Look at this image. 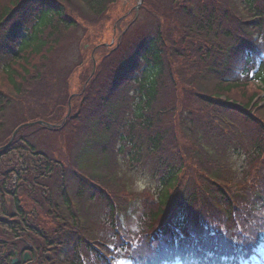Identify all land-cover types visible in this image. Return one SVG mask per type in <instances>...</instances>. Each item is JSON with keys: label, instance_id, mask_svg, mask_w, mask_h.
<instances>
[{"label": "trees", "instance_id": "16d2710c", "mask_svg": "<svg viewBox=\"0 0 264 264\" xmlns=\"http://www.w3.org/2000/svg\"><path fill=\"white\" fill-rule=\"evenodd\" d=\"M59 1L60 5L56 0H0V160L7 152V148L1 146L14 129L27 121L40 119L49 122V117L56 118L57 108L65 110L59 128L34 124L21 130L22 133L31 130L32 136L41 141L43 138L57 137L74 139L76 147L71 148L76 154L84 138L82 147L85 154L80 158H83L82 169L89 172V176L80 178L85 183L97 184L101 190H106L109 198L115 188L122 191L124 178L117 174V170L126 159L139 163L142 159L150 158L153 173L164 178L158 200L152 201L151 208L145 212L144 221L148 225L142 231L146 233L142 263L151 264L154 255L168 239L171 242L172 237L178 238V233L166 225L160 226L162 232L159 234L154 232L170 211H173L177 225L185 236L179 238L177 252L184 257V263L210 264L208 261L216 255L219 261L223 257L222 263L235 264L236 251H217L226 247L231 250L240 247L243 251L252 252L257 260H263L264 174H253L251 180L241 183L242 186L235 182L231 187V182L226 179L225 186L220 188L211 187L207 182L211 180L218 184L215 176L218 168L206 172L208 179H203V182L215 191L209 204H204V211L225 208L231 223L228 225L227 220L218 224L214 236L208 234L206 227H201L200 231L194 225V237L188 235L191 220L187 213L192 212L191 201L185 204L186 210L183 207L185 201L182 200L186 195L182 191V184L178 185L184 154L180 150L173 151L172 130L177 128L173 129L167 119L183 105V93L184 103L194 106L193 119L200 120L204 131L210 126L223 128L230 125L239 134L243 128L254 131L255 127L254 144L258 145L254 148V159L257 167L253 165V168L264 173V138H258V134L263 132V124L255 114L246 110L256 91L254 88L258 87L247 79L248 72H251L247 64L255 62L256 50H264V0H240L242 10L232 0H180L177 5L173 3L171 8L157 7L161 15L150 22L151 31L147 34L140 32L131 39L134 46L132 54L119 56L121 47L114 45L108 63L101 61L92 70L93 73L78 74L76 77L70 74L79 71L85 63L81 50L76 66L70 65L65 70H59L57 66V60L61 58L58 57L59 52L70 47L74 32L80 25L74 13L71 14V6L81 7V10L86 8L87 15L96 23L98 17L117 4L118 0ZM155 2L156 5L160 3L159 0ZM209 7H214V13H208ZM164 14L172 19L166 21ZM253 15H258L260 20L250 22L249 18ZM30 16L34 22L26 37L18 43L15 33L19 30L20 21L30 19ZM83 27L85 31L86 26ZM165 27H170L168 34L172 42L169 49L166 45L168 34L163 31ZM70 33L71 36L67 37ZM213 33L222 36L226 43L218 39L212 41L206 36ZM63 35L65 39L60 44ZM79 43L77 45L81 49ZM206 44L216 47L207 49ZM204 47L207 50L214 48L213 55L205 52ZM55 52L57 54L54 55ZM218 55L221 58L217 60L218 64H211ZM168 60L174 61L172 70L182 67L188 82L181 84L177 72H172L173 76L165 75L164 65L169 64ZM253 69V80L258 82L264 94V60ZM135 71L139 72L136 76ZM230 72L235 75L233 79ZM77 77L83 81V86L77 92H70L69 89L79 83ZM170 80L173 89L169 88ZM67 81L70 82L69 87ZM131 81L133 92L120 98V90L130 86ZM50 89L63 90V93L65 90L68 94H64L65 99L68 97L66 102H62L60 96L52 103H45L46 98H50ZM223 96L227 99H222ZM230 98L234 100L232 103L228 102ZM236 100L242 102V107L236 106ZM22 109L25 116L20 121L18 112ZM188 113L186 117L191 120ZM198 114L200 116H196ZM178 129L187 133L185 136L196 149L192 150L194 156L198 160L206 158L208 153L198 141L197 129L183 118L179 121ZM113 135L124 141L125 148L120 149L119 153L127 151L128 158L123 156L119 159L118 153H113L112 146H109ZM14 145L12 142L11 146ZM50 145V142H46L42 146L49 148ZM76 161L81 162L77 158ZM72 173L74 178L79 176ZM102 194L105 196V192ZM108 204L112 208L110 202ZM182 211L188 212L183 216ZM77 258L74 257L70 264H76Z\"/></svg>", "mask_w": 264, "mask_h": 264}, {"label": "rangeland", "instance_id": "374dc122", "mask_svg": "<svg viewBox=\"0 0 264 264\" xmlns=\"http://www.w3.org/2000/svg\"><path fill=\"white\" fill-rule=\"evenodd\" d=\"M159 1L160 3L157 5L155 0H147V3L140 1L141 3L138 8V2H134V0H118L117 4L110 6L104 15L98 17V22L96 23L93 22L89 15H87L88 13L86 8L81 10V7L79 8L76 6V8H74L73 6L75 5L71 6V14L74 13V16H76V18L79 20L80 25H78L79 29L74 32V38L72 36L73 40L70 47L64 48V50L59 52L58 57H61L59 60H57L59 61L57 64L59 70H65V68L69 67L70 65L76 66L78 64L77 58L80 59V57H78L80 50L83 53L85 63L79 71L76 73H71V77H76L78 74H90L94 67L97 66V64L101 61L104 62V64L108 63V61L111 59V52L114 51V45L116 47H121L119 56L126 54L130 55V53L134 52V46L131 45L130 42L131 39L136 37V34L140 32H143V34L150 32L152 28V24L150 22L152 19L156 20V18L160 17L161 15V13L157 11V7L159 9L163 8V5L168 7L171 5L173 0ZM142 5H144V7H140ZM163 18L166 21H170L172 19L168 14H164ZM82 24L86 26L85 31H83L84 27ZM163 31L168 34L170 27L163 28ZM70 36L71 33L67 35V37ZM64 39L65 36L63 35L60 44L64 41ZM78 41H80L79 44H81V49L77 45ZM171 42L172 40L168 34V38L166 40L168 49L170 48L169 44ZM55 54H57V52H55L54 55ZM164 67L166 71L165 75L170 74L173 76L172 72H177V77H179L181 84L188 82L187 74L184 73L182 67L172 70L174 68L173 60H170L169 64L167 63V66L164 65ZM77 78L79 83L76 85V87L69 89L70 92H77L82 88L83 81L80 80L79 77ZM171 84L172 81L170 80L169 88L173 89ZM253 85L258 87L256 89L254 88L256 91L252 96L257 95L258 97L254 99L252 104V107L254 105V109L251 108V110L264 124V96H261V91L259 90L260 85L258 82L254 81ZM67 86H70V82L67 83ZM179 89L183 90L181 87H179ZM125 92L126 86L120 90V98L125 96ZM48 93L50 94V98L49 100L46 98L45 103H52L60 96L62 102H66L68 99V97L66 99L64 97V94H67L65 90L63 93V90L55 89L53 91L50 89ZM181 95L183 105L179 107V111L167 119L168 124L172 126L173 129L177 128V130H172L174 136L173 151L180 150L184 154L182 164L183 168L179 175L178 185L180 186L182 184L181 187L186 195V198L191 199L193 197V199L195 198L199 201L203 200L199 204L196 203L198 209L194 208L195 210L202 212L204 211L203 209H205L204 204H209L212 194H214L215 190L213 188L211 189L212 186L223 188L226 184V179L231 182V187L235 182H239L240 186H242L241 183H244L245 180H251L253 174H264L263 172L255 171L253 168V165L257 167L255 162L256 158L254 159V148L258 144H254V139L256 140V138L253 136V134L255 135L257 133V129L253 127L254 131H252L243 128L238 134L234 126L231 129V126L228 125L227 127L223 128L210 126L207 131H204L200 120L193 119L196 109L192 104L184 103L185 99L183 98H185V96L183 93H181ZM51 107L52 105H50V108ZM57 111L58 112L55 113L56 118L52 119L49 117L48 121L51 122V124H59L65 116V110H59L57 108ZM187 113L191 116V120L186 117ZM24 116L25 110L22 109L18 112V118L20 121L24 119ZM196 116L200 115L198 114ZM181 118H183L187 124H190L192 128L197 129L196 134L198 141L201 142V145L208 153L206 158H200V160H198L192 153V150L196 149L185 136L187 133L184 132L183 129H178ZM6 129L9 130V128ZM262 129L263 132L258 134V138H264V128ZM45 139L46 138H43L42 141L37 139L38 142L32 140L31 144H35V149H25L24 145L22 144L20 149H16L8 153L0 160V169L2 171L9 170L8 172L11 174L12 178V189H15L16 193L20 194L22 198L21 203L24 215L32 216L30 218L34 224L40 228V234L33 235L30 233L31 231H38L31 226L29 221L26 225V228H23L24 224L21 222L22 217L17 214L13 215V219H17L19 224H8L5 222V219H0V231L5 233L7 236H13L14 238L22 237L31 239L33 238L34 240L41 239L40 246H42V242L44 240L45 247H48L52 236H61L62 238L64 234L66 236H70V233L72 232L79 237L80 234L84 233L86 238L88 236L90 240L99 241L100 243L101 241L111 239L113 235L116 234L114 225L115 220H112L113 225H111L109 223L110 212H108V210L106 211L104 201L96 196H92L89 200L87 193L84 191V186L91 188L93 186L85 183L81 179L76 180L68 174L67 181L62 179L63 182L61 183L62 186L65 187L64 190H67L66 195H62L60 192H58L57 187L54 189L53 185L51 190H46V188L50 186L51 183L56 184V181L53 180L54 176L58 177L61 174V172L56 169L55 163H51L52 169L51 171L47 172V165L45 166L47 162L46 159L50 158L51 161H55L54 156H59L60 159L68 164L65 165L63 162V165L69 167L71 163L69 157L71 156L72 151L70 148H68V142L71 141V139L64 140V144L59 146L61 153L58 151L59 148L57 140H62V137L60 139L58 137L48 140ZM46 142H50L51 144L49 149L40 146L46 144ZM112 146L114 148V144H112ZM38 149L42 150V152L44 151L45 156L40 153ZM123 156H127L128 158L129 154H126L125 151L123 152V155L119 156V159H122ZM131 161L126 159L125 162H123V164L120 166V169L117 170V174L124 178V189L119 192V190L115 188V191L111 193L112 196L109 199L111 202H115L116 209L118 210V212L115 211V213L119 214L120 221L122 222L123 228L117 229L121 233H124V231L126 232L128 230H134L133 232H135V236L140 240L142 236L138 232L139 230H137V228L141 227V229L145 231V227L148 225L144 221L145 212L149 211L151 208L150 203L157 199L162 188L161 181L163 177H161L158 173L156 175L153 174L152 160L150 158H148V160L142 159L139 163H132ZM187 161L189 165L187 164ZM262 161L264 162V157ZM27 162H29L28 168H26ZM43 166H45L43 170L47 172V175H43L42 173L40 174L37 171L38 167L42 168ZM215 167L218 168V172L216 173L217 175H215L218 184L216 185L214 181L209 180L210 182H207L211 187L205 183L208 185L207 187L204 184L203 179H208L205 175L206 172H212ZM82 173L84 174L83 171ZM37 174L38 177H36ZM66 174L67 172H65V175ZM85 175L89 176V172H85ZM48 181L49 184L47 185ZM94 186L96 185L94 184ZM93 188L96 189V187ZM49 193L53 196L50 206L48 201ZM37 194L42 196V200L37 199L36 201ZM46 195L47 199L45 200ZM6 196L8 195L0 196V213H5V218L10 219V216L8 215L9 210H7V207L1 211L2 208L7 206L8 198ZM64 202H67L73 206L72 211L76 214V216L73 218L71 217L70 220L60 217V219H58V221H61L59 226V223L54 219V217L56 215L57 217L59 216L58 213L61 207L64 205ZM98 203H102V205ZM213 213L219 214L220 216L222 215V218L228 217V215H223L220 212ZM217 219L221 220V218ZM230 223L231 221L228 217V225ZM13 226H15V228H12ZM74 227H76L78 230H81L82 232L79 233V231L76 229L75 231ZM44 232L47 234V236ZM75 239H77V236ZM96 243L98 244V242ZM133 243L135 245L141 244L137 242L136 239H133ZM39 249L41 251L42 247ZM102 250L104 249L102 248ZM45 251L49 252L48 249ZM40 264H43V262Z\"/></svg>", "mask_w": 264, "mask_h": 264}]
</instances>
